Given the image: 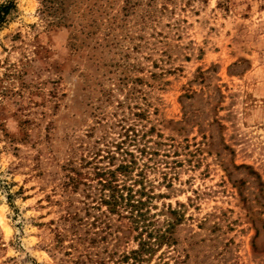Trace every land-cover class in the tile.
Returning <instances> with one entry per match:
<instances>
[{
    "label": "rangeland",
    "instance_id": "rangeland-1",
    "mask_svg": "<svg viewBox=\"0 0 264 264\" xmlns=\"http://www.w3.org/2000/svg\"><path fill=\"white\" fill-rule=\"evenodd\" d=\"M16 2L0 264H264V0ZM123 161L142 214L69 184Z\"/></svg>",
    "mask_w": 264,
    "mask_h": 264
},
{
    "label": "trees",
    "instance_id": "trees-1",
    "mask_svg": "<svg viewBox=\"0 0 264 264\" xmlns=\"http://www.w3.org/2000/svg\"><path fill=\"white\" fill-rule=\"evenodd\" d=\"M16 7V0H0V27L7 21L8 16ZM133 168L132 162L123 161L114 169L96 167L93 171V175H90V173H83L77 169H72L74 174H69V184H71L75 190L78 189L80 184H84L86 186L85 189L88 188V190H92L94 187L98 188L97 192L93 193L89 191L88 194H95L94 198L97 200L98 207L104 204L110 212L118 213L121 211V208H124L128 209L131 213L137 211L142 214L141 208L145 205V201L142 197H136L137 192H134L133 186L128 185L119 178V174L130 176ZM87 174H89L88 177L91 178V181L83 179V176H87ZM94 179L97 181L96 184L92 181ZM140 192L141 194H145L144 190ZM97 205H93V207H97ZM77 214L76 211L72 212L68 210L66 217H76ZM152 236V234L149 235V240H140V247L133 251L136 259L143 250H154L153 245L155 243L160 245L166 240H170V237L165 233H157L154 242H152L150 241ZM125 258L127 259L128 257L126 256Z\"/></svg>",
    "mask_w": 264,
    "mask_h": 264
}]
</instances>
